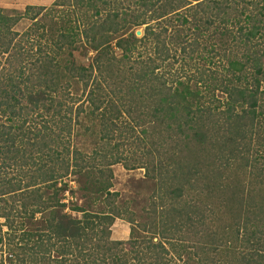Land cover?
Masks as SVG:
<instances>
[{
  "label": "trees",
  "instance_id": "trees-1",
  "mask_svg": "<svg viewBox=\"0 0 264 264\" xmlns=\"http://www.w3.org/2000/svg\"><path fill=\"white\" fill-rule=\"evenodd\" d=\"M11 12L0 264H264V0H53L22 32ZM115 164L146 206L115 204Z\"/></svg>",
  "mask_w": 264,
  "mask_h": 264
},
{
  "label": "rangeland",
  "instance_id": "rangeland-1",
  "mask_svg": "<svg viewBox=\"0 0 264 264\" xmlns=\"http://www.w3.org/2000/svg\"><path fill=\"white\" fill-rule=\"evenodd\" d=\"M53 2V0H0V12L2 13H10L12 11L11 15H14L18 13V15L22 16L25 6L27 5H35L37 7H47ZM14 10V11H13ZM28 11V10H27ZM32 12V10H31ZM30 13V10L27 12V16ZM20 20L13 25V29H16L18 32H22L23 29L27 25V19L21 18ZM143 26V25H142ZM142 26L138 27L135 30H140L141 35V28ZM139 35V36H140ZM84 60V59H83ZM85 62V60L83 61ZM194 62V66L198 67L199 62L197 64V61H191ZM201 64L200 68H204L207 70V61H200ZM193 69L192 67H190ZM111 172H112V178H111V191H115L118 193L117 198L115 199V204L119 207L127 206V210L132 211L133 208L138 210L141 206H146V199L143 201L144 198H147L149 195L151 196L152 190L151 188H148V185L146 183H141L143 181V170L141 168H136L132 170L124 169L120 164H115L111 166ZM137 185L138 188H135ZM148 200V199H147ZM110 229V236L109 239L113 240H126L128 235V223L123 221L122 219L115 218L112 223L109 226ZM180 240L179 238H177ZM153 239V241H155ZM191 251L195 250L193 245ZM177 248V247H176ZM2 253V251H0ZM1 258H3L4 255L0 254ZM183 255H181V261L175 259L172 264H184L183 263ZM42 264H45L42 262ZM189 264H196V256H191L189 259Z\"/></svg>",
  "mask_w": 264,
  "mask_h": 264
},
{
  "label": "water",
  "instance_id": "water-1",
  "mask_svg": "<svg viewBox=\"0 0 264 264\" xmlns=\"http://www.w3.org/2000/svg\"><path fill=\"white\" fill-rule=\"evenodd\" d=\"M134 34H135V36H139L140 35V30H135Z\"/></svg>",
  "mask_w": 264,
  "mask_h": 264
}]
</instances>
